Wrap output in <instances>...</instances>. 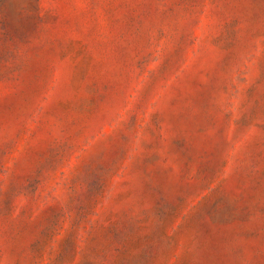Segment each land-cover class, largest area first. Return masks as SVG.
Returning a JSON list of instances; mask_svg holds the SVG:
<instances>
[{
    "label": "rangeland",
    "instance_id": "obj_1",
    "mask_svg": "<svg viewBox=\"0 0 264 264\" xmlns=\"http://www.w3.org/2000/svg\"><path fill=\"white\" fill-rule=\"evenodd\" d=\"M0 264H264V0H0Z\"/></svg>",
    "mask_w": 264,
    "mask_h": 264
}]
</instances>
